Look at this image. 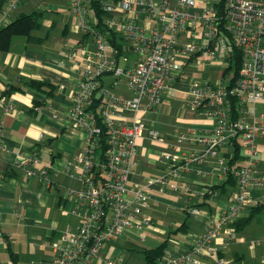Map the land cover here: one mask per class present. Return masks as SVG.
Masks as SVG:
<instances>
[{"label":"built area","instance_id":"2783aa9c","mask_svg":"<svg viewBox=\"0 0 264 264\" xmlns=\"http://www.w3.org/2000/svg\"><path fill=\"white\" fill-rule=\"evenodd\" d=\"M16 5L17 0L8 1L0 18L8 17ZM69 7L82 34L68 54L80 69L68 118L85 138L81 152L65 168L79 184L69 193L74 199L70 213L78 224L51 243L54 256L45 264H124L104 259V245L125 232L140 234L152 223L144 212L151 195L146 188L128 187L138 164V140L146 130L140 114L163 102L187 62L229 65L236 49L242 57L237 79L232 72L224 74V68L214 84L205 79L189 87L186 107L212 120L214 128L182 134L178 143H195L201 150L181 157L162 153L166 172L150 182L160 193L182 197L189 187L180 179L191 164L237 144L248 152L234 169L220 162L235 181L226 207L210 216L202 234L180 253L167 247L155 262L201 264L213 257V264H230L215 257L227 249L239 219L264 202V194L256 197L264 190V150L259 148L264 141V0H70ZM122 78L132 98L110 92ZM0 108L6 115L13 103L1 98ZM125 113L132 114L131 123L124 121ZM4 135L0 123V158L11 153ZM150 135L163 142L158 133ZM38 163L36 152L21 153L13 166L27 178L47 181L48 170H38ZM202 195L215 198L219 193L211 189ZM188 213L199 211L190 208Z\"/></svg>","mask_w":264,"mask_h":264},{"label":"crops","instance_id":"0c3cea01","mask_svg":"<svg viewBox=\"0 0 264 264\" xmlns=\"http://www.w3.org/2000/svg\"><path fill=\"white\" fill-rule=\"evenodd\" d=\"M69 6L70 0H17L8 17L0 18L2 29L21 15H42L41 29L33 33L35 37L42 38L40 43H28L25 37L16 36L8 51H0V99L13 103V111L6 115L0 108L4 140L11 150L10 154L0 158V264H6L8 257L12 264H35L37 260L45 264L54 256L51 243L57 241L68 227L74 229L78 224L77 218L70 213L74 199L69 193L75 191L79 184L66 175L65 168L81 152L85 138L82 131L71 126L68 118L80 78V69L68 60V54L82 40V34L78 29V19ZM192 64L196 65L194 61L185 64L181 77L154 111L140 114L146 130L138 140V164L128 184L129 188H146L151 195L144 211L151 218V226L164 235L172 230L185 233V241L168 242V249L175 253H180L190 240L202 234L208 218L226 207L235 189V181L231 182L229 177L232 174L220 166V162H225L231 167L232 147L222 148L220 156L191 164L180 179L189 187L182 197L160 193L158 188L150 186L151 181L166 172L162 153L181 157L201 150L195 143H178L180 135L205 134L214 128L212 120L190 111L185 103L192 83L206 79L214 84L220 73L214 82L210 81L207 73L208 69L213 71V67L204 62L196 66H204L208 72L197 77L185 74L184 70L191 68ZM30 81L44 86L38 90L28 85ZM119 94L115 95L132 98V94ZM131 120L132 114L125 113L124 121L131 123ZM151 131L158 133L163 142L151 137ZM259 148L264 150V141H260ZM31 152H36L39 159L36 168L48 170L47 181L38 176L27 178L20 169L14 168L19 154ZM243 162L244 158H241L231 168ZM211 189L217 190L219 195L215 198L202 195ZM263 194L264 190L256 193V197ZM262 206L264 202L254 209ZM190 208L197 209L199 214H189ZM251 210L241 218L247 217ZM183 216L192 217L193 224L183 221ZM164 217L168 219L166 222ZM151 226L135 234L145 241V232H153ZM234 236L228 241V246ZM224 251L215 259H225ZM13 256L17 257L16 260ZM235 259L241 258L237 255ZM213 263V257L201 262Z\"/></svg>","mask_w":264,"mask_h":264},{"label":"rangeland","instance_id":"374dc122","mask_svg":"<svg viewBox=\"0 0 264 264\" xmlns=\"http://www.w3.org/2000/svg\"><path fill=\"white\" fill-rule=\"evenodd\" d=\"M202 67L204 68V66ZM202 67H197L195 64H192L191 68L184 70V73H190L197 77L200 76V74H202L203 72L207 71V69H202ZM209 67H213V71L208 69L209 72L207 71V74L210 81L214 82L215 78L219 75L220 71L223 70L225 66L213 65ZM107 82H111V79L107 78ZM106 89L109 90L108 85H106ZM110 92L116 95L121 92L129 96L131 95V93L126 91V81L124 80V78H122L121 81L118 82L117 89H111ZM218 156H220V154ZM240 156L241 158L246 159L248 156V152L242 149L240 152ZM252 216L253 217L250 223L243 230L236 232L234 238L229 242V246L224 251L226 254L225 260L231 262L232 264L263 263L264 206L257 210L256 213H254ZM167 220V217H164L163 221L166 222ZM184 220H186L190 224H193L192 217L186 218L185 216H183V221ZM152 227L153 226H151L150 229H152L151 231L153 232H145L144 236L145 238H147L145 239V241H142L143 238L135 234L134 232H125L116 241L106 243L102 251L104 259L122 261L124 264H144V255L142 253L144 250L155 248L165 240H167L168 242L178 243L180 241L183 242L187 239V236L183 232L174 233V231L172 230L170 231V233L164 235L156 227ZM156 229L157 231H155ZM237 255L241 258L238 261H236L235 259V256ZM51 258L52 257L50 255L49 259ZM6 264H12V261H10V257L7 258ZM35 264L43 263H39V261L37 260Z\"/></svg>","mask_w":264,"mask_h":264},{"label":"trees","instance_id":"16d2710c","mask_svg":"<svg viewBox=\"0 0 264 264\" xmlns=\"http://www.w3.org/2000/svg\"><path fill=\"white\" fill-rule=\"evenodd\" d=\"M8 0H0V15L1 12L6 7ZM94 9L96 11V16L99 19V23H101L102 14L94 5ZM41 13H33L29 15H21L16 20H14L7 27L0 29V51H8L11 45V41L16 36H23L27 39L28 43L37 44L42 41V38H37L33 35L34 32L39 31L41 29ZM242 57L241 54L234 49L233 57L230 61L229 65H224L225 70L224 74L234 73V78H238V73L241 66ZM234 79V80H235ZM30 87L41 90L44 84L30 81L28 83ZM240 147L239 145H234V157L231 161L230 165L235 166L238 162L241 161L240 157ZM245 160V159H244ZM230 181L232 182L233 176L229 175ZM260 208L252 209L250 214L247 217L241 218L236 224V231L243 230L252 220V215L256 213ZM168 247V241L162 242L155 248L144 250L142 253L144 255V264H155V262L161 259L164 256L165 250ZM16 260V256H13Z\"/></svg>","mask_w":264,"mask_h":264}]
</instances>
